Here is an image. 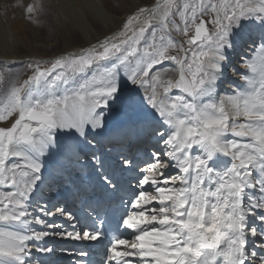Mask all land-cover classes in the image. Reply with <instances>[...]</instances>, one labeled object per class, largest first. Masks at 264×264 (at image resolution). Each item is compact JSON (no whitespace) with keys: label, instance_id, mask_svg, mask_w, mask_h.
Returning a JSON list of instances; mask_svg holds the SVG:
<instances>
[{"label":"snow or ice","instance_id":"snow-or-ice-1","mask_svg":"<svg viewBox=\"0 0 264 264\" xmlns=\"http://www.w3.org/2000/svg\"><path fill=\"white\" fill-rule=\"evenodd\" d=\"M38 7L29 4L28 16ZM209 12L215 14L211 21L205 19ZM140 14L146 18L138 29L133 16L118 34L88 50L55 58L47 67L28 63L32 75L13 85L0 106V122L16 116L0 127V264H31L33 248L54 253L46 242L37 243L50 236L107 240L103 264H264V60L245 62L251 73L242 74L245 85L233 86L224 98L218 94L233 29L255 21L264 51V0L207 5L164 0ZM177 15L183 27L175 24ZM173 30L189 37L187 49L170 36ZM172 65L178 78L161 79ZM6 71L11 69L0 70V83ZM122 80L133 86L128 91L134 95L126 99ZM140 89L146 94L139 103L151 109L146 115L156 122L154 138L164 147L142 166L128 157L119 162L137 178L121 199L125 210L111 237L103 220L81 229L72 224L68 231L46 219L58 214L76 221L63 207L40 206L41 215L33 214L41 157L59 147L58 137L92 144L88 126L102 129L103 109L136 104ZM92 159L104 168L95 152ZM100 178L105 189L120 191L112 175L101 172ZM33 223L41 228H31ZM76 254L88 255L83 249Z\"/></svg>","mask_w":264,"mask_h":264},{"label":"bare ground","instance_id":"bare-ground-1","mask_svg":"<svg viewBox=\"0 0 264 264\" xmlns=\"http://www.w3.org/2000/svg\"><path fill=\"white\" fill-rule=\"evenodd\" d=\"M19 1L27 7L29 4H34L36 0H0V7L13 9ZM37 1L41 2L42 0ZM51 2L53 4L52 18H54L55 25L61 26L68 22L72 28L80 27L87 44L62 55L45 57L35 54L30 57L23 56L17 53V50H14L12 43L14 39L21 41L22 38L18 37L14 29L10 28L8 20L0 12V63L6 68L30 62L34 64L39 62L45 67L46 63L55 58L72 53H80L81 50H88L92 45L98 44L105 38H112L118 34L123 29L125 22L133 16H137L138 19L133 21L132 27L138 29L146 18V14H140V9L155 8L157 3L163 5L164 0H152L149 4H144L145 6H141L142 3L139 0H132L134 5L128 13L124 14L125 19L120 28L109 34V36L100 39H98L94 28L87 22L84 15L85 10L90 12L108 28L114 15L107 13L100 1L51 0ZM255 2L259 3L260 0H255ZM162 10L163 8L160 9V11ZM28 18H34V14L31 17L28 16ZM153 23L156 24L158 21H153ZM243 25L230 37L233 47L228 50L229 60L224 67L223 78L219 81L218 94L221 98H224L225 93H231L233 86L239 88L245 85L242 74L251 75L249 69L244 67L245 62L252 60L259 64L261 60H264V51L259 50V25L252 20H246ZM113 26L117 25L113 23ZM129 35H131V32H129ZM174 37L176 36L174 35ZM179 45L183 46V43L180 42ZM28 49L29 51L31 50V48ZM165 63L172 64V62ZM174 69L175 65H172L165 73H161V78L165 81L177 79L178 73ZM172 91L175 92L176 90L173 89ZM125 92H127L126 98L134 95V93L128 91H124L123 95ZM139 98L140 95L137 97V102ZM144 103L139 104V108L136 107L135 110H132L131 105L127 103L125 105L122 104V108L120 107L111 112H115L111 117H108L111 114L103 109L104 127L92 130L91 126H88L89 140L92 141L90 145L84 143L82 139L61 134L58 137L59 147L52 149L50 155L41 157L43 161L42 183H39V190L32 196V208L30 211L35 215H41L39 212L40 206H46L53 210L57 206L65 208L67 212L72 213L77 218L76 221H68L66 217H60L58 214L46 219L54 220L57 224L63 225L62 230L68 231L72 230V224H75L77 229L91 227L94 222L98 224L105 204L109 205L115 202L121 213H123L125 209L121 199H127L130 195L132 190L130 185L134 188L137 172L121 169L119 162L124 157H128L133 159L137 165L142 166L151 159L152 152L159 151L164 147L163 145H157L154 138V129L157 124L146 115L145 109L148 112L151 109L147 106L146 101ZM97 111L99 112L100 109H97ZM114 138L120 141L131 138L133 142L132 145L128 142L125 148L121 147L118 151H115L118 149L115 147L116 143L120 145L122 143L120 141L113 143L112 140ZM93 152L104 161L103 169H100L93 162ZM220 159L227 160L225 157H220ZM165 171L174 172L175 170L169 169ZM101 172H107L112 175L115 182L120 185V191H115L111 188L105 189L104 182L100 178ZM148 207L151 208V205ZM30 227L37 230L41 228L40 225L34 223ZM48 230L53 231V229ZM45 242L48 246L55 248L56 251L52 254H47L36 252L33 248L31 250V264H38L40 261H43V264H77V261L82 262V264H87L88 261H91L92 264H103L108 243L107 240L103 243L79 242L62 239L59 236H50L46 238V241L37 243L44 244ZM81 249L86 251L88 255H77L76 253ZM255 250L261 251L259 247H256Z\"/></svg>","mask_w":264,"mask_h":264},{"label":"rangeland","instance_id":"rangeland-1","mask_svg":"<svg viewBox=\"0 0 264 264\" xmlns=\"http://www.w3.org/2000/svg\"><path fill=\"white\" fill-rule=\"evenodd\" d=\"M102 3L103 8L106 12L114 15L112 18V22L109 24L108 28H106L100 20H97L90 12L85 10L84 15L86 17L87 22L94 28V32L97 34L98 39L102 37H107L109 34L113 33L114 31L118 30L120 26L124 22V14L128 13L133 7L134 3L132 0H97ZM141 1V6H145L144 4H149L152 0H139ZM181 3L185 2H192V0H180ZM195 2L199 5L201 2L205 5L210 3H217L219 4L221 0H195ZM228 4H234L235 0H226ZM243 2L247 3V0H243ZM33 5H39L40 7L34 13V18H28V14L26 13V6L24 3L17 2L16 7L14 6L13 9L0 7V12L5 19L8 20V24L11 29H14L17 33L18 37H21V41L19 39H14L12 41L14 50L16 52L23 55V56H31V55H39V56H52V55H62L66 52H71L77 47H82L87 44L85 40V36L82 33L80 27L72 28L70 23L66 22L61 26L55 25L54 18H52V8L53 4L51 0H42L38 2L37 0L34 1ZM82 6V4H80ZM13 10V11H12ZM15 12V13H13ZM215 14L209 12L206 14L205 19L211 21L214 18ZM124 17V18H123ZM175 24L180 27H183L181 22V18L179 15L175 17L174 20ZM246 22L243 21V23ZM115 23L117 26H113ZM208 29L210 32L213 31V27L211 23L208 24ZM236 29L232 30V34L236 32ZM89 32V30L86 29ZM194 34V30L190 31L189 36ZM160 33L157 32V37H159ZM174 35L176 37H174ZM170 36L178 43L182 42L185 49L188 48L186 44V40L189 37H185L182 34L176 32L175 30L170 32ZM177 38V39H176ZM26 43V44H25ZM24 45V46H23ZM30 45L29 47H27ZM27 48V50H26ZM28 48H31L29 51ZM171 54H177L173 51ZM182 55V53H180ZM32 63V62H30ZM34 66L35 64L32 63ZM49 66L48 63H46ZM134 66V65H133ZM158 67V66H157ZM6 68L2 63H0V70ZM10 72H5V81L0 83V106L7 102V97L11 92V88L13 85L19 87L23 84L25 80H27L32 75V70L27 67V64L23 65H15L14 67L10 68ZM166 72V71H165ZM164 72V73H165ZM165 76V75H164ZM162 79V78H161ZM121 85L124 91H128L133 86L128 84L126 81H121ZM162 91V89L160 90ZM129 92V91H128ZM127 92L124 94V98H126ZM146 94L144 89L139 90L140 98L138 102L134 105H131L132 110L135 108H139V101L144 97ZM126 102H122L113 106L111 109H104L108 112V117H111L112 111H115L122 108ZM138 104V105H137ZM145 104V103H143ZM134 106V108H133ZM116 107V108H115ZM118 112V111H117ZM116 112V113H117ZM127 112V111H124ZM16 116L14 115L11 117L7 122H0V127H8L14 120Z\"/></svg>","mask_w":264,"mask_h":264}]
</instances>
